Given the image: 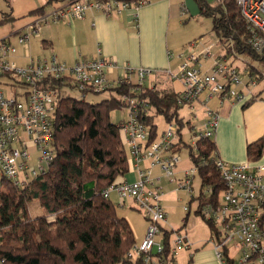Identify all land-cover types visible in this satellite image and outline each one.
<instances>
[{"label": "built area", "instance_id": "2783aa9c", "mask_svg": "<svg viewBox=\"0 0 264 264\" xmlns=\"http://www.w3.org/2000/svg\"><path fill=\"white\" fill-rule=\"evenodd\" d=\"M63 1L65 5L28 25L27 31H16L14 43L9 37L0 40V76L5 79L3 84L5 91H8L5 94L0 89V188H3V181L16 186L26 185L32 178L47 171L56 155L52 116L63 86L76 88L82 96L113 91L121 101V109L126 111L117 125L130 153V165L137 171L138 178L115 181L102 191V195L110 198L115 193L116 205L121 207L125 204L124 199L131 197L133 207L147 220L145 235L138 245L134 243L126 253L128 258H141L143 264H174L175 248L179 245L188 248L189 241L186 235L178 232L170 255H164V243L156 235L160 233L167 212L161 203V176L154 177L152 169L158 166L162 175L172 180L178 162L174 146L182 138V131L179 133L178 121L173 119L167 121L164 130L157 132L155 138H150V127L143 118L151 113L152 106L148 98L142 95V88L145 87L147 75L155 78L164 75L180 81L181 90L176 92V103L180 109L187 107L189 110L190 115L182 117V120L192 129L189 145L196 152L197 141L212 139L218 126L219 113L208 108L207 101L213 97L218 98L220 103L244 100L247 94L239 88L243 85V72L227 62L221 54L213 56L209 50L198 54L190 52L175 69L166 68L161 73L145 66H120L114 59L105 58L100 48H97L96 57L76 60L71 66L54 54L28 56L26 63L18 66L9 55L12 57L16 53L17 45L26 47L43 23L47 24L50 20L58 22L63 18H83L89 9L105 16L132 10L131 17L136 22L138 9L147 2ZM215 1L221 3L224 0ZM235 3L249 28L250 46L255 52L264 54V0H235ZM178 57L182 58V53ZM113 71H117L115 77L110 75ZM51 80H60L59 89L50 86ZM250 81L253 83V80ZM120 86L127 91L117 94L116 89ZM147 87L153 89L155 85ZM16 88L21 90L17 92ZM199 103L203 105L206 120L203 126L197 128L194 124L197 119L195 105ZM30 149L36 151L35 166L29 163ZM209 158L225 185L218 195V204L206 202L201 206L203 216L214 226L210 242L217 259L221 264H230L225 256L227 254L235 264H264V166L252 165L248 160L230 163L215 152ZM143 160H148L146 166L140 164ZM206 162L205 157L192 162L184 177L178 180V188L191 192L197 169ZM184 209L188 210V207ZM230 248L234 249L232 254ZM0 261L4 260L0 258Z\"/></svg>", "mask_w": 264, "mask_h": 264}, {"label": "trees", "instance_id": "16d2710c", "mask_svg": "<svg viewBox=\"0 0 264 264\" xmlns=\"http://www.w3.org/2000/svg\"><path fill=\"white\" fill-rule=\"evenodd\" d=\"M195 2L199 14L212 18L226 55L243 54L264 62V54L255 52L249 44L250 31L235 0H224L217 5L208 0ZM36 11L42 14L43 6L33 12ZM2 18L5 20L4 16ZM245 68L250 76H257L255 67L245 65ZM60 85V80H51L53 89H59ZM126 91L121 86L116 89L117 94ZM142 91L154 110L143 118L150 127V138L157 134V115L166 121H178L180 133L184 122L179 116L176 91L157 85L153 89L145 85ZM121 105L116 94L95 103L59 95L52 116L56 155L47 171L26 185L3 181V188H0V258L3 264H143L141 258L126 256L135 243L133 229L124 216L117 215L113 202L102 195L108 185L129 171L128 151L118 122L110 119V112L120 109ZM183 146L189 148L192 162L202 157L207 159L196 172L200 194L195 213L214 228L203 216L201 206L206 202L218 204V195L225 187L209 158L216 151L215 143L211 138L198 140L195 152L181 138L174 150L178 152ZM263 148L264 135L247 145L249 158L257 159ZM203 189L210 191L208 197ZM32 201L38 203L42 214L32 216L29 213L28 205ZM187 217L188 214L185 221ZM161 230L164 255H170L173 230L162 227ZM225 256L227 262L235 264L227 254Z\"/></svg>", "mask_w": 264, "mask_h": 264}, {"label": "crops", "instance_id": "0c3cea01", "mask_svg": "<svg viewBox=\"0 0 264 264\" xmlns=\"http://www.w3.org/2000/svg\"><path fill=\"white\" fill-rule=\"evenodd\" d=\"M187 14L189 12L185 8L184 0H147L138 9L136 22L131 17L132 10L105 16L94 9H89L83 18H63L58 22H51V25L47 23L48 25L45 26H56L60 29L64 33L63 47L65 45H69L70 49L74 47V52L58 51L50 37L43 39L46 41L44 47L48 45L49 49L46 50H50V54H54L57 59L69 65L76 60L96 57L97 48H100L105 58L114 59L120 66H145L161 73L166 68L175 69L181 60L189 55V38L184 40L182 45L176 46L174 36ZM19 49L21 50L12 55V58L16 61L25 60L24 64L28 56H43H34L29 50V42L26 47L21 45ZM179 53H182V58L178 57ZM218 54H220L219 51L216 55ZM116 74L117 71H113L110 75L115 77ZM250 75L248 73L247 79L252 77ZM153 84L173 88V80L164 75H158L156 78L153 75H147L145 85ZM247 101H249L247 105H244ZM195 106L201 115L200 119H196L198 123L196 121L195 123L203 126L206 120L203 105L199 103ZM206 106L219 113L218 126L212 137L216 146V155L230 163L248 160L252 165L264 166V148L257 159H251L247 154V145L264 135V98L260 92L258 95L249 93L242 101L225 100L220 103L218 98L213 97L207 101ZM140 164L146 166L148 160H143ZM176 166L179 170L178 181L184 177L187 167L180 168V162H177L175 168ZM137 178L138 173L132 169L129 162V171L117 181H133ZM169 181L173 182L170 179ZM162 203L164 205V200ZM184 207L183 210L189 215V206L188 210ZM163 208H166L165 205ZM183 221L185 223L183 227L186 229L187 220ZM164 222L168 223V217ZM165 223L162 226L165 227ZM185 233L190 242L189 247L179 245L175 248L174 264H221L207 235H198L193 230L191 232L187 230ZM143 236L139 233L137 237L135 236V242L136 239L141 241Z\"/></svg>", "mask_w": 264, "mask_h": 264}, {"label": "rangeland", "instance_id": "374dc122", "mask_svg": "<svg viewBox=\"0 0 264 264\" xmlns=\"http://www.w3.org/2000/svg\"><path fill=\"white\" fill-rule=\"evenodd\" d=\"M208 1L213 5L218 4L215 0ZM63 5H65V1L63 0H0V40L3 38H12L16 36V31H27L28 25L41 18L42 16L46 15L47 13H50L53 10L62 7ZM42 6L44 9V12L42 14L38 13L39 11L33 12L34 10H36V8ZM2 16H4L5 20H2ZM184 19V21L182 20L183 24H180L178 26V28L176 29V34H174L176 46L182 45L184 43V40L189 38V53L191 52L198 54L201 52L204 53L209 50L211 52V55L214 56L219 51L220 54L226 58L227 62L232 63L234 66L239 68L240 71L243 72V75L241 76L243 85H241L239 88L242 89V91L246 94L251 93L253 95H258V93L260 92L261 96L264 98V62H261L258 59L253 60V58H250L249 56L243 54H236L235 57L233 55H226L225 50H223L220 45L218 35L214 30L213 21L210 16L204 14H197L195 16H191L190 14H187ZM51 22L53 21L50 20L48 23L51 25ZM47 25L48 24L43 23L40 27L39 32L34 34V36L30 38V52L33 53L34 56L49 55L51 53L50 50H46L49 49V47H47L48 45L44 47L42 43V40L44 38L49 37L53 40V45H56L58 51H67L69 53H71V51L74 52V47H71V49L69 45H65V47H63L64 33H62V31L56 26L45 27ZM12 42L14 43V38H12ZM191 45H193V48H190ZM20 46L21 45L16 46V53L22 49H19ZM9 58L12 60L11 55H9ZM13 61L18 66L24 64L25 62V60L23 59ZM244 63L247 67H255L257 70L256 73H258L257 76H252V79H247L246 76L249 72H247L248 70L247 68H245ZM249 64L250 66H248ZM71 65L67 64V66ZM4 80L5 79L0 76V89H3L4 93L7 94L8 91H5V86L3 84ZM250 80H253V83H251ZM173 89L176 92L181 90V83L178 79L173 80ZM20 90V88H16L17 92H19ZM113 94V91H106L98 94L86 93L84 96H82L81 92H79L76 88L68 85L63 86L60 90L61 96L74 97L92 103L107 99ZM204 95L205 94H203L201 97H204ZM195 110L197 118L200 119L201 115L197 112L198 108H196ZM151 111H154L152 110V107ZM125 115V109H113L110 112V119L112 122L117 123L122 120ZM179 115L180 117H187L188 115H190L187 107H182L179 111ZM196 122L198 123V120H196ZM156 123L158 133L164 130L167 125V121L161 115L156 116ZM194 124H196L195 121ZM196 127L199 128L201 126H198L196 124ZM181 131L183 135V140H185L186 143L189 144L192 129L189 126L184 125L181 127ZM197 132H199V130ZM30 153L31 159L29 160V163L31 166H35L36 151L34 149H30ZM129 155L130 153L128 152V156ZM176 156L178 158V162H180V168L187 167L188 169L192 166V162L189 156V148L187 146H183L181 150L177 152ZM44 166H46V164H44ZM178 171V167L176 166V168H174V174L171 177L173 182H171L169 181L168 177L162 175L160 169L157 166L153 167L152 169L154 177L161 176V180L159 183L160 188L163 191V194L161 196V203L164 200V205L166 207L164 209L167 212L166 217H168V223L162 222L161 227L163 228L164 226L162 225L163 223H165L164 229L173 230L170 235L172 246L174 240L176 239L177 233L180 232V234L186 235L185 232H187V230H189L190 232L193 230L194 233H197L198 235H207L209 237L208 240L210 242V236L213 228L208 226V224L200 214L197 215L195 213V209L197 208L198 203L197 196L200 194L199 177L197 174L194 176L192 182V191L188 192L186 189L178 188ZM203 192L204 195L207 197L210 194V191L207 189H203ZM109 199L115 205L117 215L124 216L125 218H127V220L130 221L134 230V236L137 237L139 233L141 235H145L147 220L141 212H139L133 207L131 197L127 196L124 199L125 204L123 207L116 205L117 199L115 193H112ZM184 206H189V215L187 219L186 229L183 227L185 225H183V220L187 214L183 210ZM28 210L32 216H38L43 212L38 203L35 201L29 203ZM216 226L217 228H219V223H217ZM162 233L163 231L160 230V233L156 235V238L162 240ZM139 242V239H136L135 244L138 245ZM232 252H234V249L230 248V253L232 254ZM0 264H3V262L0 261Z\"/></svg>", "mask_w": 264, "mask_h": 264}, {"label": "water", "instance_id": "95a60500", "mask_svg": "<svg viewBox=\"0 0 264 264\" xmlns=\"http://www.w3.org/2000/svg\"><path fill=\"white\" fill-rule=\"evenodd\" d=\"M184 5L191 16H195L200 13L199 6L195 0H184Z\"/></svg>", "mask_w": 264, "mask_h": 264}]
</instances>
